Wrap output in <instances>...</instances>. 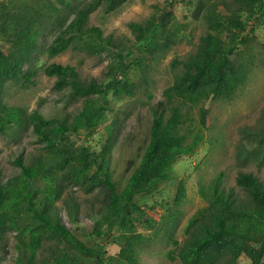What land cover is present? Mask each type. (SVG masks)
Returning <instances> with one entry per match:
<instances>
[{
	"label": "trees",
	"instance_id": "trees-1",
	"mask_svg": "<svg viewBox=\"0 0 264 264\" xmlns=\"http://www.w3.org/2000/svg\"><path fill=\"white\" fill-rule=\"evenodd\" d=\"M130 0H0V136L31 129L40 149L29 163L19 155L14 160L19 174L0 181V264L7 253L9 236L15 235V264H103L106 249L94 238L117 232L120 247L110 264H139L141 247L151 241L136 225L154 229L146 214L148 194L169 179L168 170L182 156L193 154L201 142L192 130L190 111L199 108V127L205 128L209 100H232L248 81L255 57L241 47L253 40L264 22V0H189L193 17L201 19L205 33L194 50L171 61L174 79L162 90V100L152 108L147 146L138 165L119 190L112 180L108 153L114 122L108 121L112 103L150 92L149 75L172 48L187 37L172 12V1L143 22H130L132 38L120 42L104 36L90 24V17L103 8L109 14ZM264 53V42L260 44ZM87 56L110 54L100 80L81 79L71 65L39 63L66 52ZM39 63V66L37 64ZM41 69L54 79L52 89L66 92V104L82 102L70 120L45 119L38 110L9 106L4 101L8 84L26 88ZM131 73L136 74L132 80ZM100 126L107 142L93 151L88 141ZM187 130V131H186ZM237 152L242 164L264 167V125L247 127ZM219 173L207 186H200L206 205L190 217L179 241L175 233L181 222L186 189L182 180L155 231L171 246L170 261L179 264H237L241 256L249 264H264V184L252 173L239 171L235 188L225 189ZM79 187L84 194L103 192L102 204L85 242L59 217L62 201L68 220L76 225L80 204L69 192ZM159 235V236H158ZM114 244V242H112Z\"/></svg>",
	"mask_w": 264,
	"mask_h": 264
},
{
	"label": "rangeland",
	"instance_id": "rangeland-1",
	"mask_svg": "<svg viewBox=\"0 0 264 264\" xmlns=\"http://www.w3.org/2000/svg\"><path fill=\"white\" fill-rule=\"evenodd\" d=\"M171 1L175 20L183 27L187 37L172 48L162 61L152 66L149 75V89L153 95L151 100L147 99L145 93L139 92L133 98L113 102V111L108 113V121L114 122L113 137L110 141L112 148L108 153L109 169L112 180L117 183L119 190L124 187L147 146L153 117L151 108L162 100V90L173 82L174 71L171 68V61L191 53L206 29L201 19L193 17L194 7L187 4L189 0H130L116 12L106 14L103 8H100L90 17V24L100 28L104 36L112 35L118 41L127 43L132 38L127 27L130 22L147 20L155 12L156 7H163ZM263 42L264 22L255 29L253 40L240 48L247 55L252 54L255 57V65L248 81L236 92L232 100H209L204 104L209 110L205 128L198 126L199 108L190 111V116L194 120L192 130L200 134L201 142L193 154L182 156L174 163L168 170L167 181L160 183L155 191L147 195L145 201L149 208L146 214L152 219L154 229L136 225L138 232L151 239L141 247L139 264H179L166 257V252L171 246L162 243L161 236L155 235L160 226V216L165 214L166 204L171 203L177 192L178 181L182 180L186 189L180 209L181 222L175 233L179 241L184 237L183 230L188 219L206 205L200 195V186H207L217 174H223L224 188H233L238 195L241 193L235 188V177L239 171L252 173L264 184V167L258 169L255 164H242L237 160L238 150L243 145L250 147V143L244 137V130L247 127L259 129L264 125V53L260 48ZM108 58L110 54L103 56L101 62L99 56L68 51L50 60L42 55L39 57V63L68 64L77 69L81 79L100 80L109 63ZM131 78L136 80V74L131 73ZM32 80L33 84L26 88L8 84L4 97L7 105L22 107L29 112L38 110L45 119L71 120L80 111L82 102L67 105V93L54 91L52 89L54 79L46 77L41 69H38ZM103 127L100 126L88 141L93 151H98L108 140ZM39 149L40 145L36 143V137L31 129L19 138L17 132L0 136V181L4 182L19 174L14 165V160L19 155H23L25 163H29ZM69 192L80 204L77 224L74 225L68 220L62 201L57 203L59 217L67 229L75 232L86 242L87 237L91 236L93 221L97 218V211L102 204L103 192L97 189L86 195L77 186L67 190L65 195L69 196ZM95 242H99L107 250L103 264H110V259L116 258L120 247L121 241L117 232L110 234L107 239L94 238L89 244L94 246ZM15 245V235L11 234L2 264H15L17 256ZM237 264H249V260L241 256Z\"/></svg>",
	"mask_w": 264,
	"mask_h": 264
}]
</instances>
